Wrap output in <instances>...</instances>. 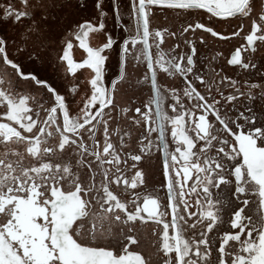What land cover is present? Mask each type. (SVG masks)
<instances>
[{
  "label": "snow or ice",
  "instance_id": "obj_1",
  "mask_svg": "<svg viewBox=\"0 0 264 264\" xmlns=\"http://www.w3.org/2000/svg\"><path fill=\"white\" fill-rule=\"evenodd\" d=\"M262 49L264 0H0V264H264Z\"/></svg>",
  "mask_w": 264,
  "mask_h": 264
},
{
  "label": "flooded vegetation",
  "instance_id": "obj_2",
  "mask_svg": "<svg viewBox=\"0 0 264 264\" xmlns=\"http://www.w3.org/2000/svg\"><path fill=\"white\" fill-rule=\"evenodd\" d=\"M185 18L184 17H177L175 13L172 12H168V13H157L153 19H152V27L153 28H162V27H169L172 30H177L181 24L184 23ZM204 22H207L206 17L203 18ZM236 21H233L231 26L227 25V24H223V23H217L215 25V27L217 28L218 31L221 32H228L230 33L233 28L235 27ZM108 27L109 29L112 28V22L111 20L108 21ZM245 31H247V27L245 29ZM199 35V33L197 34ZM207 38V37H206ZM103 40V37H101V42ZM178 41L173 40V39H167L166 40V44L164 45L165 48H171L172 46H174ZM240 43H242L241 40L239 39H234L231 42H220V41H216L213 44V48L214 50H222L224 51L225 55H228L229 51L232 50L235 46H238ZM181 48L183 49L184 46L181 42ZM200 51L202 53L207 52L208 50L205 49L203 46H200ZM264 56V49L261 50V52L258 54V58ZM113 63H114V59H113ZM224 61L220 60L218 62V66L219 65H223ZM129 71L132 73L131 75V79L133 80V83L135 81L136 78H138L141 75V72H135L133 71L131 68L129 69ZM224 71L227 75L229 76H233L234 78H238L239 77V73L237 72L236 69L234 68H230L225 66L224 67ZM113 72H115V68H113ZM160 81L161 83L165 84V85H169V86H180V82L179 81H175L173 82L172 80L166 78L165 76L161 75L160 76ZM147 94V89H144L143 91H141L139 88H129L127 87V85L124 86V88L118 93L117 95V101L120 105L122 106H139L140 101L144 98V96ZM78 99V98H77ZM132 100H136L137 103L135 105L131 104ZM147 173V177H148V183H149V187L152 186H156L159 187L161 185V183L163 182V178L161 175V159H160V154L155 153L151 159L146 158L144 161L141 162L140 165ZM160 195L163 196L164 192L161 191ZM154 226L151 224H148L144 227V231H143V236H144V240H143V248L146 251L151 250V243L152 240L154 239L151 236V231L152 228Z\"/></svg>",
  "mask_w": 264,
  "mask_h": 264
},
{
  "label": "rangeland",
  "instance_id": "obj_3",
  "mask_svg": "<svg viewBox=\"0 0 264 264\" xmlns=\"http://www.w3.org/2000/svg\"><path fill=\"white\" fill-rule=\"evenodd\" d=\"M11 2H14V0H11ZM107 2H108V0H106V3ZM9 31H11V30L9 29ZM100 42H101V37L100 36H97L96 39L93 40L94 44H99ZM74 55H75V58L77 60H79V59H81L83 57L84 54L82 53V51L76 49V50H74Z\"/></svg>",
  "mask_w": 264,
  "mask_h": 264
}]
</instances>
